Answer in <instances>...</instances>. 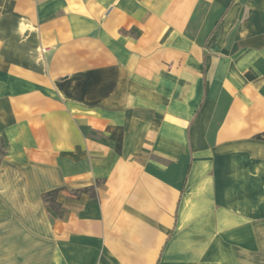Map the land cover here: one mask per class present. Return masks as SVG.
<instances>
[{"label":"crops","instance_id":"0c3cea01","mask_svg":"<svg viewBox=\"0 0 264 264\" xmlns=\"http://www.w3.org/2000/svg\"><path fill=\"white\" fill-rule=\"evenodd\" d=\"M263 132L264 0H0V264H264Z\"/></svg>","mask_w":264,"mask_h":264},{"label":"trees","instance_id":"16d2710c","mask_svg":"<svg viewBox=\"0 0 264 264\" xmlns=\"http://www.w3.org/2000/svg\"><path fill=\"white\" fill-rule=\"evenodd\" d=\"M258 140H264V132L255 137ZM57 191L50 192L44 195V200L47 202L53 209L58 210V204L56 202Z\"/></svg>","mask_w":264,"mask_h":264}]
</instances>
